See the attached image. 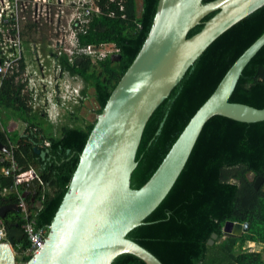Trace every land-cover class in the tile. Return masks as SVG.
<instances>
[{
	"label": "trees",
	"instance_id": "1",
	"mask_svg": "<svg viewBox=\"0 0 264 264\" xmlns=\"http://www.w3.org/2000/svg\"><path fill=\"white\" fill-rule=\"evenodd\" d=\"M209 1L212 0H202L203 3ZM97 3L101 12L92 16L83 29L76 30L79 45L112 44L119 53L117 62L111 64L102 60L99 62L101 70L97 71L92 69L88 57L70 63L61 56L58 64L62 70L92 85L99 114L140 50L158 0H141L140 10L136 0H122L120 4L118 0H97ZM263 32L264 5L223 32L196 58L148 119L135 156L137 164L131 173V188L138 189L149 179L190 116L239 55ZM24 72L25 61L21 57L3 79L0 107L27 121L32 108ZM229 101L264 107V45L244 67ZM161 121L163 125L156 134ZM94 123L85 128L62 127L58 138L45 136L40 128L29 123L26 135L21 136L14 147L0 128V142L7 146L20 167L14 175L5 176L1 168L10 162L8 159L0 162V190L10 187L17 190L0 196V205L17 203V194L25 193L29 204L39 203L35 213L37 227L48 228ZM43 140L49 141V146H39ZM35 145L48 150L46 159L35 152ZM249 174L253 178H249ZM257 177H264V120L248 123L212 116L203 125L168 194L143 223L126 236L163 264H264L261 252L242 250L246 242L252 243L248 247L264 245V182L255 189L253 183ZM7 215L10 219H4V223L17 224L20 228L18 211ZM226 221L248 223V228L239 236L228 235L216 242L223 235ZM212 234H216V238L209 244ZM20 243V249L28 245L25 237ZM110 264L143 263L123 253Z\"/></svg>",
	"mask_w": 264,
	"mask_h": 264
},
{
	"label": "water",
	"instance_id": "2",
	"mask_svg": "<svg viewBox=\"0 0 264 264\" xmlns=\"http://www.w3.org/2000/svg\"><path fill=\"white\" fill-rule=\"evenodd\" d=\"M263 5L264 0H158L140 50L97 114L44 245L27 264H110L123 253L143 264H163L126 235L168 194L207 120L215 115L248 123L264 120V107L229 101L244 67L264 45V32L190 116L149 179L133 189L130 177L144 127L196 58L223 32ZM20 125L21 136H25V122ZM162 125L163 121L156 134ZM36 146L35 152L46 159L48 150ZM0 151H8L1 142ZM263 180L257 177L254 188ZM12 211H18L16 203L0 205V218L6 219ZM229 224L232 227L227 230ZM5 228L7 242L0 243V264H15L12 246L24 238V232L17 224L5 223ZM247 228L248 223L226 221L223 234L238 236ZM215 238L212 234L209 244Z\"/></svg>",
	"mask_w": 264,
	"mask_h": 264
},
{
	"label": "rangeland",
	"instance_id": "3",
	"mask_svg": "<svg viewBox=\"0 0 264 264\" xmlns=\"http://www.w3.org/2000/svg\"><path fill=\"white\" fill-rule=\"evenodd\" d=\"M3 1L5 10L2 20L5 21L0 23L3 32L1 45H8L10 38L18 44L20 55L25 61L23 77L27 80V91L31 94V108L44 112L49 106H59L60 130L66 126L85 128L93 123L97 117L98 104L92 85L85 83L80 76L62 70L51 44L55 38L60 37V42L65 38L69 23L71 28L76 27L72 19L76 10L81 11L85 5L93 4L96 0ZM136 4L140 10L141 0H136ZM98 50L103 55L96 62H91L92 69L101 70L99 62L105 59L111 64L117 62L119 53L112 44L100 45ZM1 115L7 119L8 114ZM44 129L48 133L47 127ZM8 134L9 142L13 144L18 137L14 132L8 131ZM39 146H43V143ZM249 178H253V175L249 174ZM226 236L223 234L216 242ZM250 245L252 243L246 242L242 250L261 252L264 257L263 244L260 247H248ZM12 251L15 255V248Z\"/></svg>",
	"mask_w": 264,
	"mask_h": 264
},
{
	"label": "built area",
	"instance_id": "4",
	"mask_svg": "<svg viewBox=\"0 0 264 264\" xmlns=\"http://www.w3.org/2000/svg\"><path fill=\"white\" fill-rule=\"evenodd\" d=\"M40 1V0H35ZM45 1V0H42ZM113 1V0H109ZM122 0H118V4L121 3ZM122 8V7H120ZM5 10V3L4 1L0 0V23L2 20V16L4 14ZM101 12L100 7L96 2L93 4L85 5L81 11L76 10L74 12L73 16V22L76 24V27L71 28L70 23L67 25V31L65 38H62L60 42V37L55 38L52 41V47L54 49L55 55L57 60L60 59V56H64L67 58V60L72 63L74 59H83V58H90L91 61L96 62L97 60L101 59L100 55L101 52H99L98 48L99 46H95L92 44L88 45H79L78 38L76 36V30L78 28H82L83 26L87 25L90 21L92 16H97ZM60 26V25H59ZM58 27V25H56ZM0 87L2 85L3 79L11 72L13 67L16 65L18 59L21 58L20 50L18 48V44L14 39L10 38L8 41L10 42L8 45L2 46V35L3 32L0 28ZM60 34V33H59ZM1 108V107H0ZM1 117V115H0ZM0 128L3 130V128L0 126ZM10 143V142H9ZM43 146H49V141L43 140ZM11 147H14V144H10ZM11 152V151H10ZM9 152V150L6 152V155L2 154V151H0V162L8 159L10 164L8 166H4L1 168V173L5 176L14 175L15 172L19 171L20 167L15 162L12 154ZM5 153V152H4ZM31 171L35 172L33 169ZM18 195V216L21 221L20 229L24 232V237L28 241V245L22 249L21 243L16 242L12 246L15 248V264H27L29 259L44 245V238H46L48 228L43 227H37L36 220H35V213L39 207V203L36 202L34 205H30L25 201V198L23 195ZM37 205V208H34ZM7 242V233L5 228V223L2 218H0V243Z\"/></svg>",
	"mask_w": 264,
	"mask_h": 264
},
{
	"label": "crops",
	"instance_id": "5",
	"mask_svg": "<svg viewBox=\"0 0 264 264\" xmlns=\"http://www.w3.org/2000/svg\"><path fill=\"white\" fill-rule=\"evenodd\" d=\"M60 110L61 109L59 106H49L45 108L44 112H38L36 111V109H32L27 117V121H25L20 118L17 114H13L12 112L0 108V115L4 113L8 114L6 120L4 119V116L2 117L1 115L2 118L0 117V126L6 132L7 137L9 135L8 131L14 132L16 134L18 139L13 142L14 145L21 137L22 126L20 125V123L22 121L25 122V128L28 126L29 123H33L36 125V127L42 130L45 136L58 138L60 136ZM44 127H47L48 133H45ZM25 128L23 132H25ZM14 192H17L15 187L3 188L0 190V196H5ZM22 195H24V193Z\"/></svg>",
	"mask_w": 264,
	"mask_h": 264
},
{
	"label": "bare ground",
	"instance_id": "6",
	"mask_svg": "<svg viewBox=\"0 0 264 264\" xmlns=\"http://www.w3.org/2000/svg\"><path fill=\"white\" fill-rule=\"evenodd\" d=\"M231 227H232L231 224H229V225L227 226L226 229H227V230H228V229H231ZM233 228H234V226H233Z\"/></svg>",
	"mask_w": 264,
	"mask_h": 264
},
{
	"label": "flooded vegetation",
	"instance_id": "7",
	"mask_svg": "<svg viewBox=\"0 0 264 264\" xmlns=\"http://www.w3.org/2000/svg\"><path fill=\"white\" fill-rule=\"evenodd\" d=\"M7 219H10V216H9V215L6 216V220H7ZM3 221H4V220H3Z\"/></svg>",
	"mask_w": 264,
	"mask_h": 264
}]
</instances>
